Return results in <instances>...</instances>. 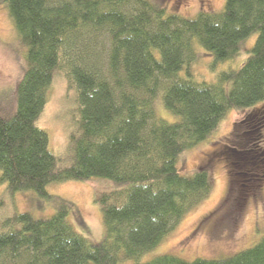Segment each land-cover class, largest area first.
<instances>
[{
	"label": "trees",
	"instance_id": "obj_1",
	"mask_svg": "<svg viewBox=\"0 0 264 264\" xmlns=\"http://www.w3.org/2000/svg\"><path fill=\"white\" fill-rule=\"evenodd\" d=\"M0 1L24 47L9 107L0 100V182L8 193L30 190L45 200H52V183H108L93 195L105 228L102 241L91 243L76 232L63 202L46 219L12 211L0 218V264H264V235L224 258L164 253L141 261L210 194L207 169L181 174L177 158L207 139L229 109L254 110L239 122L249 143L228 146L225 155L246 159L242 175L260 173L264 0H224L221 10L193 17L166 13L152 0ZM252 34L255 41L238 68L217 72L214 81L180 74L194 58L195 42L220 62L233 58ZM59 72L76 103L64 153L49 149L38 125ZM158 96L177 120L156 115Z\"/></svg>",
	"mask_w": 264,
	"mask_h": 264
},
{
	"label": "rangeland",
	"instance_id": "obj_2",
	"mask_svg": "<svg viewBox=\"0 0 264 264\" xmlns=\"http://www.w3.org/2000/svg\"><path fill=\"white\" fill-rule=\"evenodd\" d=\"M152 1L163 7L166 13L184 17H193L200 11L217 12L224 3V0ZM255 38L256 34H252L242 42L233 58L220 62H213L212 56L195 42L194 58L180 74H190L195 80L214 81L217 72L238 68L243 63ZM23 57L24 47L7 7L0 1V100L4 99L8 107L24 65ZM75 110V92L66 76L59 72L47 89L46 103L38 120V125L48 136L50 150L64 153ZM154 110L157 116L168 122L178 119L163 107L159 96L154 100ZM253 110L229 109L207 139L178 155L176 166L181 174H188L199 167L207 169L212 183L211 192L190 209L158 245L143 254L141 261L164 253L187 260L195 257L224 258L251 246L264 235V164L256 168L260 173L255 178L246 177L240 173L249 166L246 159L227 158L225 155L228 146H247L249 143L250 137L244 133L247 127L239 122ZM260 145L264 151V141ZM229 168L236 173L233 174ZM230 175L231 181L236 180L231 184ZM106 187L108 183L100 178L66 180L50 184L47 192L52 200H45L30 190L8 193L0 182V218L16 211L46 219L54 213L55 205L63 202L69 208L67 220L74 230L91 243H97L104 239L105 228L93 195L96 189ZM120 264H132V261L121 259Z\"/></svg>",
	"mask_w": 264,
	"mask_h": 264
}]
</instances>
